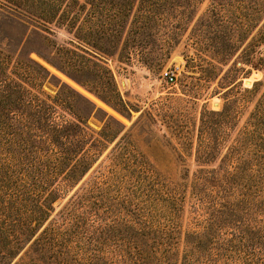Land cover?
I'll return each instance as SVG.
<instances>
[{
	"label": "rangeland",
	"instance_id": "rangeland-1",
	"mask_svg": "<svg viewBox=\"0 0 264 264\" xmlns=\"http://www.w3.org/2000/svg\"><path fill=\"white\" fill-rule=\"evenodd\" d=\"M51 1L40 0V6ZM99 1L100 6L81 7L74 26L97 38L119 20L122 28L115 46L105 45L111 54L80 43L94 55L92 60L109 70L126 110L121 103L111 102L114 108L100 99L88 81L90 76L69 68L59 57L58 49L71 48L68 41L73 38V31L60 24V5L53 21L46 23L51 33H44L47 38L41 39L28 30L33 43L25 50L51 76L36 88L20 83L47 103L66 84L96 106L87 119L91 129L101 131L106 123L118 128L113 120L123 129L81 176L55 168L56 153L45 144L27 157L24 166L29 168L28 174L3 170L6 174H0V210L16 208L9 197L17 189L38 196L36 202L48 194L58 196L49 218L12 263L18 261L52 219L54 224L48 233L51 242L42 252L37 246L33 248V264H183L186 236L202 230L201 221L205 219L204 210L192 193L194 175L200 168L219 164L264 90V65L258 63V58L264 59V40L254 42L257 27L248 17L245 30L236 41L237 51L223 60L211 49L232 31L229 20L240 24L242 13L250 14L254 0H221L223 7L215 9L216 0H149L145 6L137 1L132 6L122 0ZM79 2L83 4L84 0ZM145 15L159 19L151 21L152 26H144L138 20ZM130 34L138 42L129 44L130 57L126 59L121 47ZM176 67L177 80L170 83L163 73ZM255 82L259 84L254 86ZM225 97L231 103L230 120L224 126L216 154L203 161L197 153L202 111L221 110ZM96 98L119 117L98 104ZM71 99L73 102L76 96L71 94ZM49 118L60 125L74 120L69 111L58 105ZM9 148L12 150L13 146ZM76 158L77 155L70 162ZM5 164L15 167L18 163L8 160L0 147V167ZM88 190L92 201L83 214V222L75 226L63 223L60 211L69 197ZM9 213L15 215L16 211L10 209ZM257 218L264 225V214ZM67 229L71 230L70 236L60 248L61 234ZM55 256H59L57 261H53Z\"/></svg>",
	"mask_w": 264,
	"mask_h": 264
},
{
	"label": "trees",
	"instance_id": "trees-1",
	"mask_svg": "<svg viewBox=\"0 0 264 264\" xmlns=\"http://www.w3.org/2000/svg\"><path fill=\"white\" fill-rule=\"evenodd\" d=\"M122 1L129 6L133 5V1L145 6L149 0ZM97 2L100 1L84 0L82 4L79 0H52L40 6V0H0V147L4 149L8 160L13 159L18 163L15 167L7 164L0 167V174H28L29 168L24 166L27 157L45 144L56 153L55 168H65V174L81 176L96 161L106 144L121 134L123 127L115 120L113 122L118 128L106 123L101 131L91 129L87 125V119L97 109L96 106L66 84L64 90L59 88L50 99L51 103H47L20 83L36 88L51 76L43 65L26 55L25 50L28 44L33 43L28 30L41 39L47 38L44 33H51L46 23L53 21L60 5V24L73 31V38L68 41L71 48L63 46L58 49L59 57L69 68L86 72L90 76L88 81L100 99L111 106V102L121 103L123 110H126L109 70L92 60L94 55L80 43L83 42L103 54H111V50L105 45L115 46L122 28L119 20L116 19L107 28L108 32L103 31L97 38H92L89 33H81L74 26L80 8L85 4L100 6ZM213 6V9L223 7V3L216 0ZM241 9L244 7L241 6ZM247 17L257 27L254 42L264 40V0H254L250 14L242 13L240 24L229 20L232 31L219 44L211 46L213 52L223 60L238 50L236 41L241 31L245 30ZM139 19L138 22L143 21V25L148 26L151 21L156 22L159 18L145 15ZM135 41L130 34L127 44L125 42L128 47L125 44L121 47L126 59L130 57L129 44ZM45 59L57 66L48 58ZM40 62L55 71L45 62ZM258 63L264 65V59L258 58ZM60 76L74 83L64 75ZM258 84L259 82H255L254 86ZM74 87L77 88L76 84ZM71 94L76 96L73 102ZM224 100L221 110L202 111L197 153L198 158L203 161L216 154L218 143L224 134V126L230 120L231 103L226 97ZM95 101L109 109L97 98ZM55 105L69 111L74 120L61 125L51 122L49 115ZM110 111L119 117L114 111ZM10 146H13L12 150ZM76 155L75 161L70 162ZM192 190L204 210L205 219L201 221L202 230L186 236L183 264H264V225L257 218L264 214V90L249 113L243 129L234 143L227 147L219 164L210 169L200 168L196 172ZM90 191L74 193L69 197L60 211L63 223L75 226L83 222V214L91 206ZM57 197L56 193H52L36 202L38 196L28 191L17 189L11 193L9 199L15 203L16 208L10 209L15 210L16 214L9 216L10 209L7 207L0 210V264L12 263L24 244L34 237L49 218ZM52 224L54 222L51 219L18 261L12 264H33L31 252H34L35 246L42 252L50 244L48 233ZM70 233L69 229L62 232L60 248L64 247ZM58 257H52L53 261H57ZM60 258L63 259L62 256Z\"/></svg>",
	"mask_w": 264,
	"mask_h": 264
},
{
	"label": "built area",
	"instance_id": "built-area-1",
	"mask_svg": "<svg viewBox=\"0 0 264 264\" xmlns=\"http://www.w3.org/2000/svg\"><path fill=\"white\" fill-rule=\"evenodd\" d=\"M178 74H179V67H176L174 71H165L163 73V76L165 80H167L170 83H173L177 80Z\"/></svg>",
	"mask_w": 264,
	"mask_h": 264
}]
</instances>
